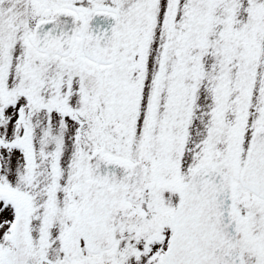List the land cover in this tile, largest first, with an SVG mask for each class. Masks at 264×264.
Segmentation results:
<instances>
[{
	"label": "snow or ice",
	"instance_id": "1",
	"mask_svg": "<svg viewBox=\"0 0 264 264\" xmlns=\"http://www.w3.org/2000/svg\"><path fill=\"white\" fill-rule=\"evenodd\" d=\"M0 264H264V0H0Z\"/></svg>",
	"mask_w": 264,
	"mask_h": 264
}]
</instances>
